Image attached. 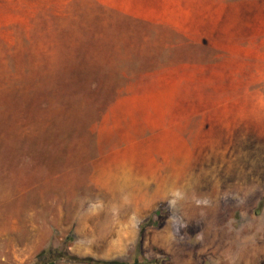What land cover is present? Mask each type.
I'll return each instance as SVG.
<instances>
[{
  "label": "rangeland",
  "instance_id": "374dc122",
  "mask_svg": "<svg viewBox=\"0 0 264 264\" xmlns=\"http://www.w3.org/2000/svg\"><path fill=\"white\" fill-rule=\"evenodd\" d=\"M45 250L264 264V0H0V264Z\"/></svg>",
  "mask_w": 264,
  "mask_h": 264
},
{
  "label": "trees",
  "instance_id": "16d2710c",
  "mask_svg": "<svg viewBox=\"0 0 264 264\" xmlns=\"http://www.w3.org/2000/svg\"><path fill=\"white\" fill-rule=\"evenodd\" d=\"M63 262L66 264H151L139 263L134 261L132 263H122L118 261H100L92 258H81L71 255L67 251L45 250L41 252L35 259L33 264H54L56 262Z\"/></svg>",
  "mask_w": 264,
  "mask_h": 264
}]
</instances>
